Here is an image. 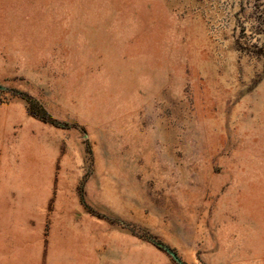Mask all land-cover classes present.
Listing matches in <instances>:
<instances>
[{
    "label": "rangeland",
    "instance_id": "1",
    "mask_svg": "<svg viewBox=\"0 0 264 264\" xmlns=\"http://www.w3.org/2000/svg\"><path fill=\"white\" fill-rule=\"evenodd\" d=\"M14 102L47 187L127 231L103 264H264V0H0Z\"/></svg>",
    "mask_w": 264,
    "mask_h": 264
},
{
    "label": "crops",
    "instance_id": "2",
    "mask_svg": "<svg viewBox=\"0 0 264 264\" xmlns=\"http://www.w3.org/2000/svg\"><path fill=\"white\" fill-rule=\"evenodd\" d=\"M38 130L40 123L21 103L0 109V264H103L111 256L116 260L117 243L104 250L102 239H109V232L127 231L86 211L77 183L53 176L47 187L41 166L45 142L41 145L42 139H37ZM34 158L37 164L30 163ZM47 232H59L58 245L47 244Z\"/></svg>",
    "mask_w": 264,
    "mask_h": 264
},
{
    "label": "trees",
    "instance_id": "3",
    "mask_svg": "<svg viewBox=\"0 0 264 264\" xmlns=\"http://www.w3.org/2000/svg\"><path fill=\"white\" fill-rule=\"evenodd\" d=\"M41 119H43V120H46L44 117H40Z\"/></svg>",
    "mask_w": 264,
    "mask_h": 264
}]
</instances>
